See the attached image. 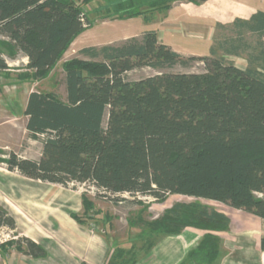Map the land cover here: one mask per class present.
Segmentation results:
<instances>
[{"label": "trees", "instance_id": "1", "mask_svg": "<svg viewBox=\"0 0 264 264\" xmlns=\"http://www.w3.org/2000/svg\"><path fill=\"white\" fill-rule=\"evenodd\" d=\"M205 1L0 0V37L27 59L31 79L40 81L96 21L145 18L167 12L176 2ZM93 3L99 6L91 21L87 8ZM230 28L233 35L217 44L223 54L213 48L209 57H182L160 44L153 31L81 50L78 55L88 61L74 57L62 64L65 101L54 93L27 97L28 138L43 136L39 159L9 152L0 164L24 178L73 191L90 184L97 190L95 199L111 196L114 203L126 202L116 197L121 195L136 205H142L139 198L158 204L169 196L193 198L175 203L146 226L160 237L155 244L186 228L205 231L183 264H213L220 244L213 233L228 232L230 219L200 200L250 214L264 224V13L235 20ZM241 55L247 60L244 70L224 57ZM193 62L202 63L204 71L162 72ZM143 68L158 74L126 79L127 73ZM6 69L0 56V73ZM81 198L82 213L71 217L84 225L92 204L85 195ZM0 227L15 230L14 220L2 210ZM9 245L24 256L45 257L27 238ZM259 249L264 252V234ZM131 252L128 257L129 251L118 248L107 264H136Z\"/></svg>", "mask_w": 264, "mask_h": 264}, {"label": "crops", "instance_id": "2", "mask_svg": "<svg viewBox=\"0 0 264 264\" xmlns=\"http://www.w3.org/2000/svg\"><path fill=\"white\" fill-rule=\"evenodd\" d=\"M258 12L264 13V0H207L202 3L176 2L167 12L151 13L145 18L96 21L74 39L63 60L68 54L67 58L74 57L85 48L114 45L150 31L155 32L160 44L185 58L209 57L213 48L216 53L223 54L215 41L216 32L219 29L226 32L222 38L233 35L230 26L235 20H249ZM19 56L26 66L27 59ZM224 57L238 69L247 68L243 55ZM8 67L0 77L4 72H10ZM12 86L15 89V85ZM19 93L14 96L0 94V147L5 151L18 136H28V118L24 111L30 92L23 96ZM81 197L78 191L24 178L0 164V210L15 222L14 231L2 228L31 240L45 252V257L34 259L2 249L0 264H107L110 252L107 240L71 217L82 213ZM224 207L225 211H216L230 219V230L213 233L220 240L219 253L213 264H264V252L259 249L264 234L262 221ZM237 213L242 214L240 218L236 217ZM205 234V231L186 228L178 235L163 237L149 255L139 258L136 264H183L186 254Z\"/></svg>", "mask_w": 264, "mask_h": 264}, {"label": "rangeland", "instance_id": "3", "mask_svg": "<svg viewBox=\"0 0 264 264\" xmlns=\"http://www.w3.org/2000/svg\"><path fill=\"white\" fill-rule=\"evenodd\" d=\"M98 6L99 4L93 3L87 8L88 16L91 21H94L95 18H97L92 11L98 8ZM226 34V32L219 29L215 34L216 44H218L222 39V36ZM68 55L50 71L45 79L34 81L31 79L30 74L26 71L25 66L21 63L22 57L9 49L7 39L0 37V56L7 63V67L9 65L8 69L10 70V72H4L0 77V94L3 96L4 94L6 96H14L20 92L19 94L23 96L27 95L29 92L54 93L62 101H65L66 90L62 64L74 57H78L79 59H84L86 61L89 60L88 58L81 57L78 54L71 58H67ZM203 71L204 66L202 63L193 62L190 63L187 68L175 66L172 69L164 70L162 72L172 74H198ZM157 74L158 72L152 69L143 68L127 73L126 79L128 81H138ZM12 85H15V89H12ZM4 86L7 88H3ZM7 89L10 91L8 94L6 93ZM106 120L107 116L105 115L104 123H106ZM40 140L33 141L29 139L28 136L20 135L17 137V141L9 144L10 148L8 151L2 150L0 147V160L5 158V156L2 155L4 152L9 153L10 151L23 158H34L38 160L42 148ZM75 191L85 195L92 204V209L88 212V218L84 219V225L90 230L98 232L107 240L110 248L109 259L116 253V249L118 248L124 249L126 252L129 251L128 257L131 256V251H133V255H136V261L139 258L143 259L145 256L149 255L150 250L147 251L148 246L151 243L155 244L160 237L150 234L146 224L157 220L164 214L165 211L171 209L175 203H191L195 201V199L188 197L169 196L164 203L158 204L151 198H139V200L142 201V205H136L132 202L133 199L128 195L116 196L119 200L125 199L126 202L118 201L117 203H114L112 200L114 197L111 198V196H109L110 198L106 200L100 198L95 199V193L97 190L90 184L76 185ZM199 202L215 210H226L224 207L225 205L222 206V204L219 205L215 202L203 200H200ZM241 215L242 214L237 213L236 217L240 218L239 216ZM18 238L17 234L9 233L8 231H5L4 228L0 227V250H5V252L11 250L18 253L15 250V245L7 246V244L13 243Z\"/></svg>", "mask_w": 264, "mask_h": 264}, {"label": "built area", "instance_id": "4", "mask_svg": "<svg viewBox=\"0 0 264 264\" xmlns=\"http://www.w3.org/2000/svg\"><path fill=\"white\" fill-rule=\"evenodd\" d=\"M41 139H43V136L41 137Z\"/></svg>", "mask_w": 264, "mask_h": 264}]
</instances>
